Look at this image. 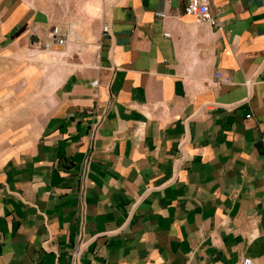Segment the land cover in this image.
I'll list each match as a JSON object with an SVG mask.
<instances>
[{
    "label": "crops",
    "instance_id": "1",
    "mask_svg": "<svg viewBox=\"0 0 264 264\" xmlns=\"http://www.w3.org/2000/svg\"><path fill=\"white\" fill-rule=\"evenodd\" d=\"M186 1L0 0V264H264V0Z\"/></svg>",
    "mask_w": 264,
    "mask_h": 264
},
{
    "label": "built area",
    "instance_id": "2",
    "mask_svg": "<svg viewBox=\"0 0 264 264\" xmlns=\"http://www.w3.org/2000/svg\"><path fill=\"white\" fill-rule=\"evenodd\" d=\"M208 3L209 0H187L186 4L184 6V12L189 15L195 16L199 21H205L210 24L215 23L214 17L211 15L209 8H208ZM157 16L163 17L164 13L161 12H156ZM103 29L105 30L106 27L103 26ZM167 35V33H165ZM57 42L59 44H62L64 42V38L60 37L57 39ZM219 80L224 81V82H229L228 77H222L221 74L218 72L215 74ZM97 80L94 79L90 82L92 86L97 85ZM249 117V115H247ZM78 254H79V249L78 248H73L72 249V258L70 261V264H77V259H78ZM236 264H251V259L249 257H244L242 260Z\"/></svg>",
    "mask_w": 264,
    "mask_h": 264
}]
</instances>
